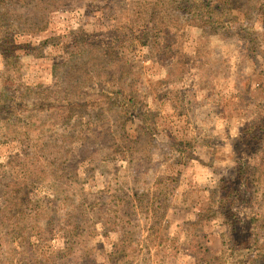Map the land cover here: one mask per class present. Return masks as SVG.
<instances>
[{
  "label": "rangeland",
  "instance_id": "obj_1",
  "mask_svg": "<svg viewBox=\"0 0 264 264\" xmlns=\"http://www.w3.org/2000/svg\"><path fill=\"white\" fill-rule=\"evenodd\" d=\"M7 10L0 264H264V0Z\"/></svg>",
  "mask_w": 264,
  "mask_h": 264
},
{
  "label": "trees",
  "instance_id": "obj_2",
  "mask_svg": "<svg viewBox=\"0 0 264 264\" xmlns=\"http://www.w3.org/2000/svg\"><path fill=\"white\" fill-rule=\"evenodd\" d=\"M20 1H21V0H10V3H9V4H7L8 0H4V1H2L3 7H2L1 12H0V18H2V19L5 20V21H8L9 11L7 10V7H8L10 4H13V3H19ZM9 24H10V22H9ZM14 24H15L14 22L11 23V24L9 25V27H10V28H14V27H15ZM3 41H4V40H1L0 42H3Z\"/></svg>",
  "mask_w": 264,
  "mask_h": 264
}]
</instances>
